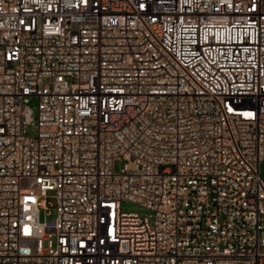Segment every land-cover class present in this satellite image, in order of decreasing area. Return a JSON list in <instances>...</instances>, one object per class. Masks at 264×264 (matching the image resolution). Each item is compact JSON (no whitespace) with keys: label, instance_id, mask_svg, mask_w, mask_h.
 <instances>
[{"label":"built area","instance_id":"1","mask_svg":"<svg viewBox=\"0 0 264 264\" xmlns=\"http://www.w3.org/2000/svg\"><path fill=\"white\" fill-rule=\"evenodd\" d=\"M262 164L264 0H0V264H264Z\"/></svg>","mask_w":264,"mask_h":264},{"label":"rangeland","instance_id":"2","mask_svg":"<svg viewBox=\"0 0 264 264\" xmlns=\"http://www.w3.org/2000/svg\"><path fill=\"white\" fill-rule=\"evenodd\" d=\"M30 106L34 110V117H36V112H37V98L36 97L31 98ZM27 131L29 133H34L36 131V127L33 125H30V126H28ZM125 163H126V161L124 159H120V160L115 161V163H114L115 171H117V172L120 171L124 167ZM259 172H260L261 177L264 178V164H262L260 166ZM48 201L52 204L49 208L50 215L47 216L44 213V211H41V219L42 220H44L45 217L47 219H52L56 215V209H55L56 198L54 196H49ZM122 209L125 212H137L140 214H149V212H150L149 210L141 207L140 205L133 203V202H129V201L123 203Z\"/></svg>","mask_w":264,"mask_h":264}]
</instances>
